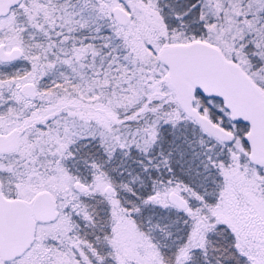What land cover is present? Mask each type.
I'll return each instance as SVG.
<instances>
[{
    "label": "snow or ice",
    "instance_id": "obj_1",
    "mask_svg": "<svg viewBox=\"0 0 264 264\" xmlns=\"http://www.w3.org/2000/svg\"><path fill=\"white\" fill-rule=\"evenodd\" d=\"M0 264H264V0H0Z\"/></svg>",
    "mask_w": 264,
    "mask_h": 264
}]
</instances>
